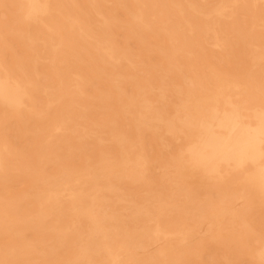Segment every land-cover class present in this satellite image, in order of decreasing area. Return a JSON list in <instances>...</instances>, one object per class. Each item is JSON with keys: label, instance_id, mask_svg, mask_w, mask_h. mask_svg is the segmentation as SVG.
Wrapping results in <instances>:
<instances>
[{"label": "bare ground", "instance_id": "obj_1", "mask_svg": "<svg viewBox=\"0 0 264 264\" xmlns=\"http://www.w3.org/2000/svg\"><path fill=\"white\" fill-rule=\"evenodd\" d=\"M204 258L264 264V0H0V264Z\"/></svg>", "mask_w": 264, "mask_h": 264}, {"label": "rangeland", "instance_id": "obj_2", "mask_svg": "<svg viewBox=\"0 0 264 264\" xmlns=\"http://www.w3.org/2000/svg\"><path fill=\"white\" fill-rule=\"evenodd\" d=\"M151 106L156 105L157 103L154 102V100L151 101ZM213 253L211 251H206L203 254V257H207L209 255H212ZM205 259V263L204 264H221V261L217 258H204ZM242 264H250L246 261H244Z\"/></svg>", "mask_w": 264, "mask_h": 264}]
</instances>
